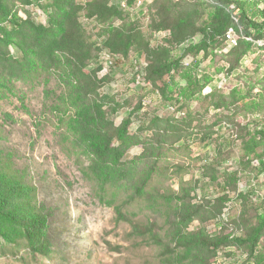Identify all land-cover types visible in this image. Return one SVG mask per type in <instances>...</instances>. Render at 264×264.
Here are the masks:
<instances>
[{
    "label": "rangeland",
    "instance_id": "obj_1",
    "mask_svg": "<svg viewBox=\"0 0 264 264\" xmlns=\"http://www.w3.org/2000/svg\"><path fill=\"white\" fill-rule=\"evenodd\" d=\"M4 1L23 18L37 23L48 18L43 6L50 0ZM110 1L120 7L125 2ZM144 1L142 7L124 13V20L134 23L152 48L167 47L179 56L190 41L204 38L210 0ZM158 6L173 22L185 17L190 23L181 31L193 34H187L183 42L170 43L173 34L154 27ZM84 14L78 19V32L57 35L30 27L24 30L23 41L35 62L27 72L22 64L27 54L0 43V75L4 77L0 79V153L15 169L25 170L27 180L37 187L38 201L51 214L49 254L0 237V264H174L164 255L162 245L134 234L132 223L116 210L121 204L127 218L153 224L168 240L171 217L166 210L176 202L170 201L173 193L189 194L188 201L198 211L188 231L201 228L211 237L245 236L264 203V169L257 160L245 159L241 126L248 121L252 128L264 124V107L248 114L233 105L216 107L214 101L219 97L206 96L212 91L210 86L205 96L192 101L161 96L145 79L146 50L139 47L128 55L113 53V64L107 65L104 55L110 50L103 35L107 24ZM124 20L114 19L113 24L120 26ZM75 33L78 39H71ZM233 33L237 39L241 36ZM236 38L227 39L224 50L212 47L209 54L198 55L201 74L214 76L223 94L238 87L259 98L264 93V40H253L252 50L230 70L234 55L229 50L236 46ZM193 60V55H186L183 62L189 65ZM222 68L223 73L218 71ZM99 95L108 106L113 103L109 101L121 104L111 115L117 126L132 110L136 112L129 128L136 144L122 160L131 173L155 164L147 197L128 202L133 191L129 179L103 188L88 172L91 160L73 128L77 125L72 115L84 99L90 102ZM213 248L194 249L192 264H259L256 255L264 252V234L254 253L234 242Z\"/></svg>",
    "mask_w": 264,
    "mask_h": 264
},
{
    "label": "trees",
    "instance_id": "obj_2",
    "mask_svg": "<svg viewBox=\"0 0 264 264\" xmlns=\"http://www.w3.org/2000/svg\"><path fill=\"white\" fill-rule=\"evenodd\" d=\"M210 1L212 9L207 24L202 29L204 38L198 42L190 41L183 47L179 56L174 55L172 49L167 47L152 48L149 39L143 38L135 24L124 20L126 19L124 13L133 11L132 8L137 0H125L122 7L114 6L110 0H88L85 5H80L76 0H50L49 4L43 6V11L48 17L45 23H37L32 18H23L19 11L13 10L4 0H0V43L6 48L13 46L16 50H23L22 52L27 54L22 63L23 71L27 72V68L32 67L35 62L30 57L29 47L23 41L24 30L30 27L38 33L52 31L57 35L65 34L67 31L78 32V19L84 12L86 17H96L107 24L103 30V35L106 36L104 45L110 52L128 55L133 48L143 47L146 50L148 64L144 67L145 79L152 83L161 96L172 98L176 95V98L192 101L199 95H204L207 87L211 86L212 91L206 96L219 97L214 101V106L233 105L246 114L258 112L264 107V93H260L259 98L252 97L251 93H244L242 89L236 87L231 93L223 94L218 83L214 84V76L207 73L201 74L202 64L198 55L201 52L205 55L209 54V48L212 47L226 48L228 33L233 30L241 34L238 39L236 38V46L229 50L234 55L230 70L236 69L246 53L252 50L253 40H264V0ZM50 7L53 8L52 13L49 12ZM117 18L124 20L120 26L113 24L114 19ZM153 21L155 29H165L167 35L173 34L170 43L183 42L187 34H193V31L190 33L181 31L186 23H190L185 17L173 22L159 6ZM77 36L78 33H75L71 39L73 37L78 39ZM189 37L191 38V35ZM9 55L14 57L10 50ZM186 55L194 57L189 65L183 62ZM223 69L218 71L223 73L225 71ZM136 73L139 74L137 70ZM2 78L4 77L0 75V79ZM2 83L0 81V84ZM253 87L251 86V90ZM84 102L72 115V120L73 125H77L73 128L81 146L90 157L91 164L88 166V172L91 177L103 188L129 179L133 191L129 195L128 202H131V199L147 197V187L153 177L155 164L131 173L125 168L122 160L129 149L136 144V140L129 132L136 114L135 110H132L117 126L111 115L120 109L119 102L109 101L113 103L108 106L107 101L100 95L93 97V101L90 102L84 99ZM255 125H259L260 128ZM255 125L252 128V123L248 121L241 126L245 131L242 137V151L247 162L257 160L264 169V124L256 123ZM188 197H190L189 194L182 193H173L170 196V201L175 199L176 202L174 200V206H169L166 210L171 217L168 240L155 231L153 224L143 225L127 218L121 204L116 206V210L119 216L132 223L134 234L148 236L153 243L162 245L164 255L174 264H192L190 257L193 250L202 246L216 249L234 242L246 245L251 253L256 252L264 234V203L256 214L257 221L254 227L247 231L245 236L225 234L211 237L205 229L188 231L189 223L194 220L198 212L195 209L196 206L188 201ZM50 215L48 208L38 201L37 187L27 180L25 170L15 169L10 160L0 153V237L14 245L24 243L32 251L47 255L51 246ZM256 259L259 264H264V252L257 254Z\"/></svg>",
    "mask_w": 264,
    "mask_h": 264
},
{
    "label": "built area",
    "instance_id": "obj_3",
    "mask_svg": "<svg viewBox=\"0 0 264 264\" xmlns=\"http://www.w3.org/2000/svg\"><path fill=\"white\" fill-rule=\"evenodd\" d=\"M124 4H125V2H123ZM145 3V1L144 0H139L137 3H136V5L132 8L133 10H135L136 9V7H142L143 6V4ZM161 33V35L163 34V32H160ZM233 38H236L235 37V35H234V33H233V30H230L229 31V33H228V40H230V39H233ZM228 42V41H227ZM112 55H113V53L112 52H108V55H104L105 56V59H106V61H105V63L107 64V65H109V66H111L112 64H113V57H112ZM110 58H112V59H110ZM147 66V63H145V65H144V67H146ZM143 67V68H144ZM142 77H141V75H139V77H138V82H140V79H141ZM220 87H223V86H219V88ZM210 89H211V86H210Z\"/></svg>",
    "mask_w": 264,
    "mask_h": 264
}]
</instances>
